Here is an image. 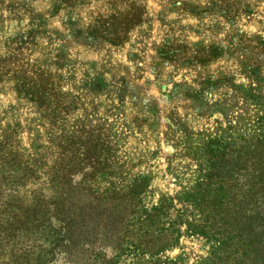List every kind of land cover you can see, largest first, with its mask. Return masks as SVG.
Segmentation results:
<instances>
[{"label":"rangeland","instance_id":"374dc122","mask_svg":"<svg viewBox=\"0 0 264 264\" xmlns=\"http://www.w3.org/2000/svg\"><path fill=\"white\" fill-rule=\"evenodd\" d=\"M263 111L264 0H0V143L26 155L75 131L81 149L96 135L108 147L73 176L59 218L28 211L48 192L39 179L0 183V264H153L144 245L163 220L88 184L149 177L148 211ZM211 246L183 237L165 257L194 264Z\"/></svg>","mask_w":264,"mask_h":264},{"label":"trees","instance_id":"16d2710c","mask_svg":"<svg viewBox=\"0 0 264 264\" xmlns=\"http://www.w3.org/2000/svg\"><path fill=\"white\" fill-rule=\"evenodd\" d=\"M64 105H69L64 106L66 111L74 106L73 102ZM91 136L88 131L87 139ZM77 141L73 131L51 138L50 145L45 146L47 152L36 148L26 155H19L12 144L5 148L0 143L7 153H0L1 185L21 184L20 180L27 178L35 183L39 179L48 191L47 196H35L27 203L28 211L45 205L44 217L59 218L73 176L84 172L86 167L95 170L94 163L103 156L104 160L108 153L104 143L100 146L97 135L90 143L91 148L81 149ZM221 146L214 148L215 155L210 157L203 153L199 170L202 175L194 184L173 197L161 199L148 211L143 208L146 206L143 196L149 177H134L117 191L93 183L87 189L102 200L130 195L136 205L134 216L144 212L148 220L154 216L163 220L162 235L155 239L158 245H144L148 254L155 255L151 257L152 261L156 259L153 264H182L179 258L167 259L165 254L177 248L183 237H199L212 244L207 256L194 264H264V111L236 140H228ZM34 163L40 167L32 166ZM11 172L16 174L12 181Z\"/></svg>","mask_w":264,"mask_h":264}]
</instances>
